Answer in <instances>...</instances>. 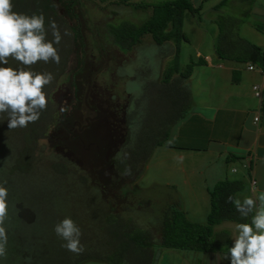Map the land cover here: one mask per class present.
<instances>
[{"label":"rangeland","instance_id":"rangeland-1","mask_svg":"<svg viewBox=\"0 0 264 264\" xmlns=\"http://www.w3.org/2000/svg\"><path fill=\"white\" fill-rule=\"evenodd\" d=\"M160 1L163 0H72L71 12H67L65 3L56 1L55 10L66 22L65 26L57 24L62 36L56 45L60 63L41 61L32 68L54 75L53 82L44 89L49 90L48 95L62 81L63 87L50 107L54 106L62 120L75 124L69 128L70 136L52 119L42 126L45 132L32 141V130L36 132L41 116L27 127L9 129L7 114H0V181L6 180L4 186L8 189L4 223L7 254L0 258V264L63 263L53 254L59 248L68 260L72 252L61 246L65 241L54 232V226L65 217L80 227L83 251H100L93 237L99 233L100 225L97 204L102 208L104 205L105 216L118 212L152 228L159 225L162 207L172 204L169 201L174 199L175 191L168 182L178 177V162L169 163L166 169L163 147L152 145L160 135V124L190 105V97L175 104L183 83L178 82L179 76H171L168 83L162 81L163 69L172 57V45L169 41L156 43L145 33L135 44L123 46L114 43L107 30L123 22H129V27L139 24L149 16L151 8L141 3ZM39 8L34 4L30 13L38 14ZM13 11L21 9L13 7ZM184 14L189 18V12ZM75 26L72 37L64 39L63 30ZM182 26L186 38L180 42V56L186 63L185 54L197 45V37L188 33L186 24ZM45 28L47 39L52 40L47 22ZM241 49L235 45L224 51L236 53ZM9 63L16 67L18 62L10 59ZM61 66L63 71L59 72ZM63 72H67L64 79ZM75 97L78 108L73 110ZM195 98L204 100L206 96L200 90ZM123 107L125 118L120 122ZM64 108L66 111H61ZM69 111L70 116H66ZM114 112L119 114V120H114ZM86 123L89 125L84 127ZM94 142L97 148H93ZM124 156L128 158L120 161ZM140 158L144 161L136 168ZM184 165L183 175L193 179L189 163ZM126 169L133 175L118 182L123 185L121 192L128 193L119 196L120 186L111 187L110 177ZM189 181L192 187L196 185L195 180ZM175 255L176 251H165L161 256L164 261L159 264L171 263Z\"/></svg>","mask_w":264,"mask_h":264},{"label":"crops","instance_id":"crops-1","mask_svg":"<svg viewBox=\"0 0 264 264\" xmlns=\"http://www.w3.org/2000/svg\"><path fill=\"white\" fill-rule=\"evenodd\" d=\"M189 1L198 7L199 14L189 12L188 18L183 13L182 24L187 25L190 35L197 37V45L185 57L189 61L201 56L205 61L195 64L181 81L189 90V108L172 122L165 139L156 145L163 147L166 169L169 163L178 162L179 175L168 182L175 191L174 199L169 202L183 210L188 219L204 223L210 187L220 179H240L242 187L236 191L235 200L250 197L257 205L245 219V223H250L256 210L264 207V200L260 199L264 193V100L254 96L251 90L252 83L264 85V76L252 61L238 58L247 57V44L263 42V34L254 23L264 18V0ZM231 20L232 23H226ZM235 45L242 47L241 53L224 51ZM180 46L178 60L182 59ZM249 63L253 68H247ZM177 74L173 72V76ZM200 90L206 101L195 98ZM254 116L257 118L253 119ZM246 155L250 156V169L241 166ZM184 163H189L193 179L183 175ZM189 180H195L196 185L192 187ZM239 223L232 219L213 223V244L208 250L157 246L154 264L164 261L161 256L167 250L177 252L169 264H229L222 257L227 255ZM77 264L110 263L87 259Z\"/></svg>","mask_w":264,"mask_h":264},{"label":"trees","instance_id":"trees-1","mask_svg":"<svg viewBox=\"0 0 264 264\" xmlns=\"http://www.w3.org/2000/svg\"><path fill=\"white\" fill-rule=\"evenodd\" d=\"M58 1L61 2V4L65 3L64 5L66 6L67 12L71 10L69 6L71 0ZM34 4L40 7L39 13L42 12L44 14L45 23L47 22L49 24V21L53 20L60 26L61 24H66L65 19L62 18V16L55 10V0L13 1V7L18 8V10L21 9L20 13H24L29 16L33 14L30 13V9ZM141 5L142 7L147 5L151 7L150 14L147 18L133 27H129V22L111 25L107 28L108 33L114 43L128 47L129 44H135L138 40H140V37L145 33H149L152 40L156 43L169 41L172 44L173 52L171 53L172 57L170 59V64L163 69L162 81L166 83L170 82V80L173 79L171 78V76H173L172 73L177 72V76L180 77L178 82L182 83L181 80L190 74L193 65L201 64L205 61L204 58L200 56L193 59L191 58L188 62L180 66L178 60L180 42L186 38L182 26L183 13L188 11L194 15H198V7L194 6L189 0H163L152 4L141 3ZM254 26L257 30L262 32L263 42L261 45L253 43L247 44V57H241L238 59L242 61L249 59L252 63L258 66L259 71L262 73L264 72V18L259 22H255ZM74 28L76 31L77 26L73 27L71 30L68 28V34L64 35V39L68 37L67 39L69 40V38L72 37L74 34ZM63 32L65 31L63 30ZM68 40L66 42L67 44L69 43ZM62 67L63 66H61L58 70L59 72L63 71L61 70ZM63 73H61V75H63ZM66 76L67 72L64 73V77L62 79L66 78ZM177 86L179 87L178 84ZM179 88L180 92L177 93L176 96L180 97L175 104L181 100L186 102L189 98V90L184 85V82ZM48 92L49 90H46L49 103L47 109L40 115L41 120H39L37 124L38 127L35 130L36 132L34 133V130H32V141L37 135L40 136L45 132L42 129V126L45 127L46 122H50L52 119L54 123L59 124V126L64 129H67L68 134L72 136L69 128L71 125L75 124V122L68 120L66 122L65 118L62 120L58 111L53 108L54 106L52 105V107H50L51 99ZM77 99L78 98L75 97V103L72 104L73 108L78 107ZM184 110L176 112L169 119V121L160 124L162 125L160 130L156 128L155 131H160V135L153 139L152 145H159L162 143L167 136L168 127L173 121H175V119L183 116ZM88 125L89 123H86L84 124V127H87ZM93 148H97V142H94ZM125 157L126 158L124 160H126L129 155L128 157ZM142 161H144V158H140L136 161V168L138 165H141L140 163ZM129 175H133V172L128 173L122 170L119 174L116 173L110 177L112 184L111 187L120 186L119 196L128 194L126 190L121 192L123 185H119L118 182L129 178ZM241 187L242 181L240 179H220L216 181L208 190L209 210L204 223L188 219L185 216L184 211L177 208L176 204H170L167 205V207H162V214L157 228H152L150 225L146 227L143 224L138 223L134 218L122 215L118 212H115L110 216H105L107 211L104 209V205L102 208L101 206L99 207V204H97L98 211H101L98 215V217H100V225L99 233L93 237L96 242H99L100 245L98 248L100 251L93 252L88 250L83 251L80 254L72 253L70 258L66 260L65 257L67 255H63L64 252L61 248H59V251L53 254L57 260H60V262L63 263L55 261H53V263L77 264L84 259H97L107 261L110 264H154L157 256V249L153 244H156L157 246L183 249L208 250L211 248L210 245L213 244V240L211 238V225L213 223L223 219H232L240 223H245V219H242L241 216L235 215V213L238 214L235 206L232 203L227 202V198L229 196L235 200V193Z\"/></svg>","mask_w":264,"mask_h":264},{"label":"clouds","instance_id":"clouds-1","mask_svg":"<svg viewBox=\"0 0 264 264\" xmlns=\"http://www.w3.org/2000/svg\"><path fill=\"white\" fill-rule=\"evenodd\" d=\"M49 28L52 40L47 39L48 29L42 12L29 16L13 11L12 0H0V114H7L9 129L35 123L47 109L49 99L44 89L52 83L54 75L35 71L32 66L41 61L60 63L56 45L60 44L62 36L55 21H49ZM67 34L65 29L64 35ZM10 59L18 62L16 67L9 63ZM126 172L130 173V169ZM6 183V180L0 181V258L7 254L4 227L8 215ZM260 199L264 200V193L260 194ZM227 202L235 206L242 219H246L257 206L250 197L241 201L229 196ZM54 232L65 241L62 247L76 254L83 252L81 229L70 217L57 223ZM222 259L228 260L229 264H264V207L256 210L250 223L236 225V235Z\"/></svg>","mask_w":264,"mask_h":264},{"label":"built area","instance_id":"built-area-1","mask_svg":"<svg viewBox=\"0 0 264 264\" xmlns=\"http://www.w3.org/2000/svg\"><path fill=\"white\" fill-rule=\"evenodd\" d=\"M247 68L251 69L253 68V65L251 63L247 64ZM262 75L264 76V72H262ZM263 84H260L258 82L252 83L251 90L254 96L257 98L264 100V91H263ZM257 116H254L253 119H256ZM241 166L246 169H250V156L246 155L243 157V160L241 162ZM254 178L251 179V183H254Z\"/></svg>","mask_w":264,"mask_h":264},{"label":"water","instance_id":"water-1","mask_svg":"<svg viewBox=\"0 0 264 264\" xmlns=\"http://www.w3.org/2000/svg\"><path fill=\"white\" fill-rule=\"evenodd\" d=\"M55 1H57V0H55ZM58 12H61L60 7H58ZM61 86L63 87V85H62V81H61L60 84H58V85L55 87L54 90H52V91L49 93V96H50L51 101H54V100L56 99V95L59 94V92H60L61 89H62ZM76 108H78V107H76ZM72 109L74 110L75 108H73V106H72ZM65 111H66V109L64 108V112H65ZM70 112H71V111L67 112V113H66V116H67V115L70 116V115H69ZM71 116H72V115H71ZM69 118H70V117H69ZM59 150H61V148H59Z\"/></svg>","mask_w":264,"mask_h":264},{"label":"flooded vegetation","instance_id":"flooded-vegetation-1","mask_svg":"<svg viewBox=\"0 0 264 264\" xmlns=\"http://www.w3.org/2000/svg\"><path fill=\"white\" fill-rule=\"evenodd\" d=\"M72 1V0H71ZM69 6H70V9H71V5L69 3ZM61 9V8H60ZM126 106V105H125ZM96 108H98V105H95ZM114 110V109H113ZM117 114V113H116ZM115 112L113 113V116H114V120H119L118 117H119V114L116 115ZM125 118V108L123 107L121 109V112H120V122L122 121V119ZM115 122V121H114ZM124 159H125V156H124ZM124 159H120V161H124Z\"/></svg>","mask_w":264,"mask_h":264}]
</instances>
